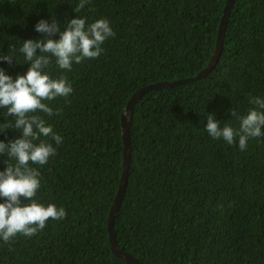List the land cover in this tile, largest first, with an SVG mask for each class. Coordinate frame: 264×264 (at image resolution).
I'll list each match as a JSON object with an SVG mask.
<instances>
[{"label":"trees","instance_id":"16d2710c","mask_svg":"<svg viewBox=\"0 0 264 264\" xmlns=\"http://www.w3.org/2000/svg\"><path fill=\"white\" fill-rule=\"evenodd\" d=\"M227 1L91 0L77 13L79 0H0V55L13 57L0 69L13 80L31 66L23 42L44 39L35 31L40 20L55 19L63 32L71 19L86 26L107 19L116 33L99 58L67 71L53 57L44 70L65 76L73 92L44 101L59 115L35 113L63 137L60 145L42 134L33 141L57 149L46 165L30 162L41 173L35 199L67 216L31 238L0 239V264H126L111 252L107 225L123 171L122 113L139 89L192 79L208 65ZM250 97L264 99V0H235L217 67L149 92L134 107L129 178L115 220L123 251L144 264H264V137L241 151L238 138L229 145L205 129L207 115L239 129L230 113L256 108ZM6 112L0 127L14 125ZM18 138L14 128L0 132L6 144ZM8 159L0 155V172Z\"/></svg>","mask_w":264,"mask_h":264},{"label":"clouds","instance_id":"9594fccd","mask_svg":"<svg viewBox=\"0 0 264 264\" xmlns=\"http://www.w3.org/2000/svg\"><path fill=\"white\" fill-rule=\"evenodd\" d=\"M91 0H79L75 11L79 13ZM35 31L44 35L42 40H27L23 42L19 51L24 55L26 63L30 62L25 75L15 80L0 69V109L6 108L5 116H15L14 125L4 124L0 132L14 128L22 133V138L10 141L8 144L0 141V155L8 156L7 168L0 172V197L5 202L0 203V239L5 243L11 242L18 235L31 238L45 229L49 219L60 221L66 218L63 207L54 204H43L35 199L41 187V173L30 166L46 165L50 157L57 154V149L50 143L40 142V135L49 137L56 145L63 143V137L53 132V128L46 126L45 120L35 113L47 114L49 118L59 115L60 110L54 111L44 101H54L58 97L67 98L73 88L65 76L58 79L51 78L44 70L51 63V58L62 70L71 71L73 63L81 64L86 59H97L104 52L102 45L116 33L110 27L107 19H99L86 26L84 18L71 19L66 30L61 32L58 22L53 19L49 24L40 20ZM60 35L54 40L53 36ZM37 50L40 55H37ZM15 51L11 46V53ZM0 61L12 64L11 55H0ZM70 102V101H68ZM249 102L256 108L245 116L237 112L230 114L240 121L239 129H234L225 123L223 127L214 115H207L205 126L209 136L213 139H223L227 144L234 145L238 138L239 149H247L250 138L264 137V99L250 97ZM15 160V165L10 161ZM21 198L30 203H23Z\"/></svg>","mask_w":264,"mask_h":264},{"label":"water","instance_id":"95a60500","mask_svg":"<svg viewBox=\"0 0 264 264\" xmlns=\"http://www.w3.org/2000/svg\"><path fill=\"white\" fill-rule=\"evenodd\" d=\"M235 0H228L224 9L223 17L219 26L218 37L216 40L215 48L210 57V61L208 65L199 72L194 78L173 82H162L158 84L149 85L147 87L141 88L132 96L130 101L128 102L125 110L121 116V129H122V139L124 146V154H123V171L120 179L119 189L115 198V201L109 211L108 215V233H109V243L110 249L113 255L119 259H122L126 262V264H144L140 262L137 258L132 256L131 254L123 251L119 246L116 238V230H115V220L118 215V212L122 206L123 198L127 189V183L129 178V171L131 165V137H130V129L132 124V119L134 115V107L135 105L149 92L152 91H160L162 89L172 88L179 85H184L190 82H195L200 80L207 75H209L216 67L223 52V45L226 36V31L228 27V23L230 20L231 12L233 9Z\"/></svg>","mask_w":264,"mask_h":264}]
</instances>
